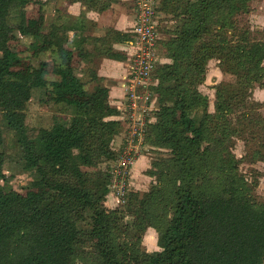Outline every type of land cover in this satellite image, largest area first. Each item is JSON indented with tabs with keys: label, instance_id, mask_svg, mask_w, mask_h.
<instances>
[{
	"label": "trees",
	"instance_id": "16d2710c",
	"mask_svg": "<svg viewBox=\"0 0 264 264\" xmlns=\"http://www.w3.org/2000/svg\"><path fill=\"white\" fill-rule=\"evenodd\" d=\"M117 1L82 0V14L105 12ZM31 2L0 0L2 121L15 134L23 169L38 177L25 194L0 190V264H264V203L254 200L256 179L239 172L229 147L232 138L242 139L244 161L264 163V119L252 100L254 88H264V34L257 38L259 31L239 20L252 0H160L176 25L168 41L156 43L170 63L152 73L158 109L144 144L169 157L150 165L145 175L155 183L148 191L111 212L103 208L108 176L83 170L117 157L110 144L124 124L107 120L121 115L110 106L108 89L97 85L86 93L69 55L67 63L57 57L55 81L39 68L9 73L18 56L8 46L6 19L13 13L23 19ZM26 30L19 28L22 35ZM52 30L41 48L63 55L70 29L58 24ZM113 42L130 48L133 36L108 28L103 36L74 40L89 47L79 57L88 61L91 81H99L98 60L124 57ZM211 60L234 80L215 87L214 112L208 113L198 86ZM34 88L61 108L75 109L67 126L53 118L49 128L29 136L26 108ZM3 142L0 130V149ZM148 229L156 232L159 251L143 260ZM82 241L91 245L79 250Z\"/></svg>",
	"mask_w": 264,
	"mask_h": 264
},
{
	"label": "rangeland",
	"instance_id": "374dc122",
	"mask_svg": "<svg viewBox=\"0 0 264 264\" xmlns=\"http://www.w3.org/2000/svg\"><path fill=\"white\" fill-rule=\"evenodd\" d=\"M69 1H73L72 3H82V0H32V2L24 9L23 19H21L16 13L11 14L6 19L8 30V46L10 50L15 52L18 56V60L9 67V73L26 74L32 68H39L45 72L46 80L49 82L55 81L58 78L56 75H54L52 69L57 66V57L60 56L62 60L67 63L69 55L70 64L72 67H74L75 74L78 77H81V79L84 81V90L86 93L90 94L94 91L95 86L100 85V80L91 81L86 76V71L81 70L80 65L82 64V61L79 57L80 51L77 46L68 43L63 55H58V53H53L41 48L43 44H46L52 40L54 31L52 30L53 25L58 26V24H64L69 29L79 28L81 30H91L90 24L83 20V15H80L77 19H72L68 17V15L64 14L65 12L63 13L62 10H64V7H67V2ZM159 2L160 0H150L149 4L150 10L153 13L152 20L158 26L160 37L158 44L170 39V31L176 25V18L174 15L168 13V11L161 10L158 5ZM249 6L250 11L246 15L240 17L239 20L243 27H249L254 32L259 31V35L256 37L260 38V35L264 34V0H252ZM29 23L31 24L29 25ZM21 26L27 28L26 35H22L19 32V28ZM154 55L156 59L159 60L160 65L170 63V61L165 58L166 55L164 56L162 52L159 53L158 51L154 50ZM156 67L158 68L159 64H156ZM126 77L127 75H125L123 80H125ZM233 80L234 79L230 74H224L220 70L216 60H211L207 63L205 79L202 84L198 86V91L207 98L206 108L208 113L214 112L213 103L215 100V87L220 83H231ZM122 88L124 90L123 98L126 91H130V88L134 91L136 89L134 85L124 88V84ZM252 100L257 103V112L261 115L262 119H264V88H254L252 91ZM61 107V105H56L50 100L49 94L45 90L34 88L32 90L31 99L28 102L26 108L25 124L29 136L34 137L40 129L49 128L53 122V118H57L60 122L67 126L72 117H74L75 109L71 107L63 109ZM151 108L154 110L150 114L154 117L155 111L158 109L157 103H154L153 107ZM118 110L121 112L120 116L107 118V120H116L124 124L120 133L113 138V141L110 144L111 150H113L117 155L116 159H110L107 161L104 160L98 163L95 169H83L87 173L101 172L108 176L106 178L108 188L105 200L107 201L109 198L115 199L116 205L114 208H111L108 205L103 204V208L107 212L117 209H124L127 199H138L143 195L144 192L142 191H148L151 184L155 183L154 178H150L145 175L146 172L151 169L150 165H152L154 161L169 157L168 151L159 150L160 152H158V150L154 148H149L144 144L143 139V146H141L142 149L139 151V156L144 157V159L142 158L145 163L143 166V171L139 176L138 171L136 172V178L134 181H131L130 176H128L125 184L126 196L123 200L117 199L115 190L113 188V181L115 178L114 175L117 169L116 165L118 164L121 150L126 146L127 139L129 137L128 135L132 127V123L130 121L132 111H130L129 107L124 104V100L120 103ZM155 122L156 119L154 117L151 119V123ZM0 130L2 131L4 139L2 148L0 149L2 163L0 166V190L3 192L14 191L20 194H25L26 191L31 188V184L37 181L38 177L35 170L23 169L20 148L16 143L14 132L10 129H7L2 121L1 106ZM147 130L148 128L145 129L146 132ZM229 147L234 156L240 160V165L238 167L239 172L244 174L248 178L249 182H253L256 179V187L253 191L254 200L258 203H264V163L259 162L253 165H248L244 161V157L246 155V145L242 139L232 138L230 140ZM145 176L150 179L146 180ZM35 189L41 190V188ZM123 217V221L125 223L130 222L127 216ZM85 226L86 222H83L81 227ZM90 245V242L82 241L78 248L81 250V247H88ZM87 247L85 250H88ZM141 247V256L143 260L148 259V257L153 252L159 251L157 246V235L154 230L149 229L147 232H145ZM75 263L80 264V261H76Z\"/></svg>",
	"mask_w": 264,
	"mask_h": 264
},
{
	"label": "built area",
	"instance_id": "2783aa9c",
	"mask_svg": "<svg viewBox=\"0 0 264 264\" xmlns=\"http://www.w3.org/2000/svg\"><path fill=\"white\" fill-rule=\"evenodd\" d=\"M149 4L150 0H134L135 22L131 30L133 43L130 46L132 53L124 88L134 85L136 89L134 91L130 88L123 98L124 104L132 111L130 116L132 127L126 146L119 154L113 181L115 195L121 200L126 196V180L139 157L147 124H151V119L154 118L150 113L154 110L151 107L156 103V98L151 89L156 86L157 81L152 78V73L157 68L156 64H160L154 55L160 37L158 27L152 20L153 13Z\"/></svg>",
	"mask_w": 264,
	"mask_h": 264
},
{
	"label": "crops",
	"instance_id": "0c3cea01",
	"mask_svg": "<svg viewBox=\"0 0 264 264\" xmlns=\"http://www.w3.org/2000/svg\"><path fill=\"white\" fill-rule=\"evenodd\" d=\"M67 1V0H66ZM73 1L67 2V7L62 10L64 14L72 19H77L80 15H83V20L90 24L91 30H81L79 28H70L68 33V43L73 44L74 40L80 39V37L92 36L100 37L103 36L108 28H112L119 32H131L134 22H135V9L134 0H119L112 4L111 7L102 13L87 12L82 14L83 7L81 3H72ZM134 13V14H133ZM82 17V16H81ZM79 29V30H78ZM79 51L87 50L88 45L77 46ZM112 48L124 57L118 60L111 59H101L97 61V78L100 80V85L108 89L109 104L112 107L118 109L120 103L123 101L124 90L122 88L124 84L123 78L126 75V70L128 66V59L131 54V49L122 43L113 42ZM81 59V70L86 71L89 68V63L84 58ZM144 157L139 156L135 161L130 178L134 181L136 178V172L138 171V176L143 171ZM142 161V162H141ZM141 162V164H140ZM138 165V170H137ZM145 179H150L145 176ZM142 192H145L142 191ZM105 205L114 208L116 205L115 199L109 198ZM149 230V229H148ZM147 230V231H148ZM153 230V229H152ZM146 231V232H147Z\"/></svg>",
	"mask_w": 264,
	"mask_h": 264
}]
</instances>
